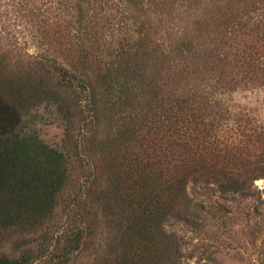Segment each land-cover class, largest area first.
Listing matches in <instances>:
<instances>
[{
    "label": "trees",
    "instance_id": "obj_1",
    "mask_svg": "<svg viewBox=\"0 0 264 264\" xmlns=\"http://www.w3.org/2000/svg\"><path fill=\"white\" fill-rule=\"evenodd\" d=\"M20 1L39 42L95 66L109 98L99 108L90 75L40 58L70 92L81 81L83 158L25 131L0 98V235L42 233L67 190L73 207L57 249L43 232L0 264H75L84 253V264H188L180 232L209 260L236 225L264 236V0ZM44 81L39 95H50ZM121 107L122 124L99 134Z\"/></svg>",
    "mask_w": 264,
    "mask_h": 264
},
{
    "label": "rangeland",
    "instance_id": "obj_2",
    "mask_svg": "<svg viewBox=\"0 0 264 264\" xmlns=\"http://www.w3.org/2000/svg\"><path fill=\"white\" fill-rule=\"evenodd\" d=\"M20 0H0V98L14 106L23 116L24 129L35 133L49 146L65 149L71 154L76 147L80 157L86 153L84 138L88 135V118L83 112L87 98L83 95L81 81L76 79L74 91L66 89L59 82L56 75H52L48 69L43 70L39 66L40 58L52 55L63 64L72 66L77 77L90 75L94 79L97 89L98 106L105 108V102L109 95H102L103 83L97 75L94 67L86 69L71 57L73 54L63 52L52 45L41 44L37 33L31 28L28 18H24L21 11ZM44 42V41H43ZM69 55V56H68ZM44 78V85L50 91V95H39V79ZM251 95L238 94L237 99L242 104L253 105L251 100L245 97ZM123 107L110 108L106 118L102 120L98 133L102 130L110 133L120 123H117L119 113ZM263 112V111H262ZM115 146V145H114ZM83 178V172L74 173L75 178ZM84 181V179H83ZM262 199V211H264V179L255 181ZM72 191L67 190L63 195L61 206L55 217L48 222L42 231L49 234L51 247L58 248V244L71 233L73 207H68L69 197ZM237 235L232 239L219 243L218 249L212 255H201L198 251L193 252L199 242L192 234L180 232L188 244L184 248L188 264H264V236L255 233L248 236L244 227L236 225ZM42 233L11 232L0 235V253L9 251V248L17 242H31L39 239ZM246 234H245V233ZM52 250V249H51ZM55 252V250H54ZM60 252L56 251V255ZM87 253L81 254L75 264H84Z\"/></svg>",
    "mask_w": 264,
    "mask_h": 264
}]
</instances>
